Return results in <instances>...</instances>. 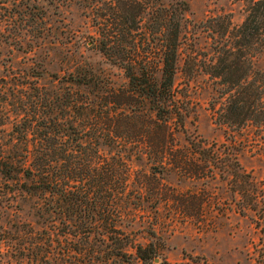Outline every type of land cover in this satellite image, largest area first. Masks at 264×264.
<instances>
[{
    "label": "trees",
    "instance_id": "obj_1",
    "mask_svg": "<svg viewBox=\"0 0 264 264\" xmlns=\"http://www.w3.org/2000/svg\"><path fill=\"white\" fill-rule=\"evenodd\" d=\"M87 1L93 5L96 51L123 73L126 87L114 89L86 63L76 64L61 79L53 76L49 88L25 86L33 94L23 95L9 144L0 150V180L48 201L33 212L38 218H59L68 227V264H131L132 259L151 264V245L134 244L116 227L132 195V160L144 169L136 172L141 180L132 199L148 207L161 204L164 184L159 176L164 169L183 174L187 181H200L199 172L206 178H213L215 171L221 177H240L237 187L243 196L248 192L242 184L250 186L249 176L234 157L218 160V149L203 148L185 136L189 112L185 97L174 87L186 1L171 0L166 6L158 0ZM236 1L245 4L239 26L231 27L226 17L206 21L213 59L200 67L223 89L212 116L215 124L264 126V85L251 78L258 75L254 60L264 50V0ZM194 61L189 56L183 60L187 79L196 70ZM178 135L184 136V145H179ZM9 226H0V242L11 241L17 233ZM30 231L27 224L19 233L32 237ZM31 246L21 251L25 264H55L48 250L41 249L40 256Z\"/></svg>",
    "mask_w": 264,
    "mask_h": 264
},
{
    "label": "rangeland",
    "instance_id": "obj_2",
    "mask_svg": "<svg viewBox=\"0 0 264 264\" xmlns=\"http://www.w3.org/2000/svg\"><path fill=\"white\" fill-rule=\"evenodd\" d=\"M170 1L158 0L157 4L166 6ZM185 1L188 12L174 87L185 97L189 112L185 136L203 148L218 149V160L234 157L252 187L242 184L248 192L243 196L237 187L240 177H221L215 171L213 178H206V173L199 172L200 181H187L183 174L164 169L159 176L164 184L161 204L148 207L132 199L141 180L136 172L144 170L132 160L128 188L132 195L116 227L134 244L151 245L155 252L151 264H264V126L215 124L212 116L218 111L217 98L223 89L200 67L204 60L213 59L206 21L226 17L231 27L239 26L245 4ZM92 7L86 0H0V150L9 144L23 95L33 94L27 87L49 88L53 76L61 79L83 63L103 73L114 89L126 87L123 73L108 66L96 51ZM186 56L191 62L196 60L192 79L182 73ZM253 72L258 75L251 76L252 81L264 85V50L256 56ZM257 105L255 101L253 106ZM176 138L179 145L185 144L183 135ZM19 188L0 180V226L9 224L17 231L11 241L0 242V264H25L26 253L21 251L30 245L40 256L48 250L51 263L68 264L72 248L70 237L64 234L68 227L59 218L36 217L33 208H44L48 201L20 193ZM27 224L32 237L19 233ZM131 264L140 263L132 259Z\"/></svg>",
    "mask_w": 264,
    "mask_h": 264
}]
</instances>
